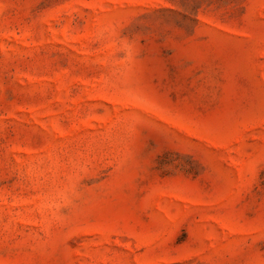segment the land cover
Wrapping results in <instances>:
<instances>
[{"label":"rangeland","instance_id":"rangeland-1","mask_svg":"<svg viewBox=\"0 0 264 264\" xmlns=\"http://www.w3.org/2000/svg\"><path fill=\"white\" fill-rule=\"evenodd\" d=\"M0 264H264V0H0Z\"/></svg>","mask_w":264,"mask_h":264}]
</instances>
